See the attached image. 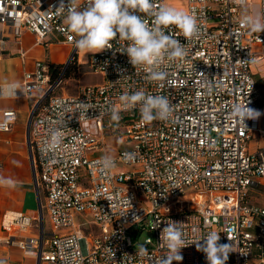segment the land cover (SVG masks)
<instances>
[{"label": "built area", "instance_id": "built-area-1", "mask_svg": "<svg viewBox=\"0 0 264 264\" xmlns=\"http://www.w3.org/2000/svg\"><path fill=\"white\" fill-rule=\"evenodd\" d=\"M167 1L172 0H152L154 10ZM185 1L199 34L186 41L175 26L165 28L185 44L186 56L165 60L166 79L151 81L146 70L133 68L119 52L127 44L119 38L112 49L82 61L57 10L60 0H0V58L6 29L15 39L29 31L38 44L58 34L72 46L55 78L50 66L37 62L19 85L18 96L43 91L29 138L39 204L35 216H4L9 246L39 264H207L193 242L217 232L220 244L232 246L226 264H264V207L248 199L250 190L264 187V118L242 121L236 114L238 106L253 109L261 99L264 83L253 69L264 65V33L240 22L253 0ZM259 6L264 14V0ZM144 19L151 25L154 18ZM73 65L102 82L80 87L76 95H56ZM138 90L166 97L171 117L146 123L136 108L122 110L119 121H106L121 95ZM17 116L4 112L0 131H10ZM115 125H123V131ZM109 135L123 137V147L110 154ZM254 138L257 145L248 152ZM105 157H111V167L104 166ZM84 215L91 217L96 235L78 226ZM172 222L181 223L189 244L180 249L181 258L160 240ZM34 228L36 236L17 235ZM144 233L149 236L141 241Z\"/></svg>", "mask_w": 264, "mask_h": 264}, {"label": "clouds", "instance_id": "clouds-1", "mask_svg": "<svg viewBox=\"0 0 264 264\" xmlns=\"http://www.w3.org/2000/svg\"><path fill=\"white\" fill-rule=\"evenodd\" d=\"M240 2L243 4L245 0ZM57 10L63 14L66 31L70 33L76 52L83 51L86 55L100 53L112 49V41L119 38L127 42L119 52L127 55L133 68L146 70L151 81L166 79L167 72L162 68L165 60L174 62L186 56L185 44L172 35L165 34L164 29L175 26L186 41L196 38L200 31L194 15L167 6L154 10L152 0H86L83 6L79 0H67V3L60 0ZM145 15L154 18L151 25L145 23ZM240 22L253 33H264V14L260 12L253 10L247 14L246 10ZM6 91L10 96H18L21 90L18 84L12 83L7 85ZM119 101V107L113 106L110 109L114 121L121 119L122 110L136 108L139 109L141 120L146 123L154 120L166 121L172 115V108L166 97L147 94L143 90L123 94ZM236 114L242 121L259 115L256 110L246 105L238 106ZM52 139L55 143L59 138L54 133ZM103 163L105 167H111V157H105ZM8 183L11 184L12 181L9 180ZM180 224H166L160 232L161 242L176 256H179L181 248L189 245ZM219 241L220 233L209 232L193 243L198 251L205 254L207 264H226L232 246L220 244Z\"/></svg>", "mask_w": 264, "mask_h": 264}, {"label": "crops", "instance_id": "crops-1", "mask_svg": "<svg viewBox=\"0 0 264 264\" xmlns=\"http://www.w3.org/2000/svg\"><path fill=\"white\" fill-rule=\"evenodd\" d=\"M6 32L3 43L4 53L0 58V90H3L0 92V121L6 111H15L18 116L10 131H0V264H39L38 258L25 255L16 245L7 244L10 234L3 229L2 223L5 215L22 213L35 216L38 212L39 200L34 184L29 138L34 109L44 102L43 91L35 92L27 97L10 96L6 88L12 83L21 85L25 75L33 72L37 62H43L50 67L64 65L72 53V46L58 34L49 35L42 44H38L36 36L29 31L24 32L20 39H15L10 33L11 30L6 29ZM81 53L84 55L83 51ZM78 70L79 76L82 70L86 69L81 67ZM62 92H56V95L68 94L66 91ZM108 138H114L117 141L115 147H107L109 154L123 147L118 138L109 135L106 136V141ZM256 140L254 138L251 142L255 143V146ZM9 180L12 181L11 184L8 183ZM263 188L249 191L250 203L264 207V204L250 199L252 194H260ZM42 198H44L43 193ZM45 222L49 226L47 219ZM37 233L38 230L34 228L32 232L17 235L28 237L36 236Z\"/></svg>", "mask_w": 264, "mask_h": 264}, {"label": "rangeland", "instance_id": "rangeland-1", "mask_svg": "<svg viewBox=\"0 0 264 264\" xmlns=\"http://www.w3.org/2000/svg\"><path fill=\"white\" fill-rule=\"evenodd\" d=\"M259 2H260V0H253V5L250 7V13L253 10L260 12ZM166 6L175 8V9L183 11V12H186L188 9V4L185 0L167 1ZM255 49L260 50V48H258V47H256ZM83 54L84 55H82V53H81V55H80V59L82 61L85 60V58H86L85 52H83ZM253 70L255 73V77L257 79H261V81L264 83V65L259 64V65L255 66ZM98 83H101V77L96 76L87 70H82L81 75H79V76H78V73L75 75L73 73V71H70L69 76L65 77V81H64L63 85L61 86V88L57 91V93H63L62 91H66L69 95H76L78 88H80L82 86L98 84ZM253 109L256 110V112H258L259 115L261 114V116L264 118V88L261 89V99L259 100V102H257V104L255 105V107ZM256 118H254L252 120L254 121ZM106 121H114V120H112V118H110V119H107ZM115 127H117V129H120L123 131V125L122 126H116L115 125ZM263 128H264V124H263ZM92 131H95L94 126L92 128ZM121 138H123V137H121ZM121 138H119V139H121ZM127 143H123V144L126 145ZM262 143H263V141L260 142V144H262ZM106 145L109 148L115 147L117 145V141L114 138H108L106 141ZM253 146H255V143L250 144L248 152L252 151ZM120 168L121 167L116 166L114 168V171L117 172ZM250 199L252 201L259 202L260 204H264V188L262 190H260V194H257V195L252 194L250 196ZM141 200L145 201L146 198L144 196H142ZM44 224H45L46 229L49 231L48 224L45 221H44ZM77 224L86 235H88V234L96 235L97 229L92 226L91 217H88L87 215H84L82 217H78L77 218ZM148 236H149L148 233H144L142 235L141 241H144L145 238H147Z\"/></svg>", "mask_w": 264, "mask_h": 264}, {"label": "trees", "instance_id": "trees-1", "mask_svg": "<svg viewBox=\"0 0 264 264\" xmlns=\"http://www.w3.org/2000/svg\"><path fill=\"white\" fill-rule=\"evenodd\" d=\"M62 66L63 65L51 67V74H52L51 76L53 78L56 77V75L58 74V71L62 68ZM70 71H73V73L76 75L77 74V67L75 65L71 66L66 72V77L69 76Z\"/></svg>", "mask_w": 264, "mask_h": 264}]
</instances>
